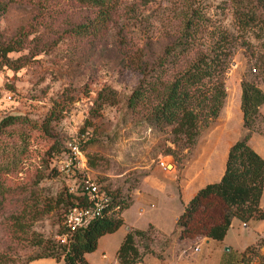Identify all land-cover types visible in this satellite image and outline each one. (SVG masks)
<instances>
[{
  "label": "rangeland",
  "instance_id": "obj_1",
  "mask_svg": "<svg viewBox=\"0 0 264 264\" xmlns=\"http://www.w3.org/2000/svg\"><path fill=\"white\" fill-rule=\"evenodd\" d=\"M1 2L5 8H0V44L18 36L19 30H31L20 49L7 53L11 58L22 57L25 63L15 71L0 68V118L18 116L0 128V162L5 165L3 178L8 186L0 209V258L6 264H24L38 253L37 237L63 241L59 229L71 199L67 184L74 179L59 169L67 140L74 138L79 144L82 171L122 197L150 165L159 159L165 165L169 158L184 154L185 147L171 140L168 126L149 124L142 110L132 111L125 102L140 79L156 70L167 78L192 53L179 49L164 53L160 47L179 30L187 8L199 9L205 16L206 34L199 38L203 45L218 28L236 38L223 69L224 99L241 78L253 80L264 90V60L260 62L264 3L254 7L257 24L251 31L238 27L231 0H117L103 38L83 45L79 37L64 34L63 28L84 12L85 4L76 0ZM140 45L148 64L154 66L146 74L122 55V49ZM102 84L116 91V101L104 103L91 114V95ZM258 123L264 135V120ZM45 202L52 207L43 209ZM21 210L22 228L10 231L8 218ZM162 243L159 239L158 247ZM259 247L246 250L247 264H264V246Z\"/></svg>",
  "mask_w": 264,
  "mask_h": 264
},
{
  "label": "trees",
  "instance_id": "obj_2",
  "mask_svg": "<svg viewBox=\"0 0 264 264\" xmlns=\"http://www.w3.org/2000/svg\"><path fill=\"white\" fill-rule=\"evenodd\" d=\"M76 1L85 4L86 8L77 19L69 23L68 27L63 28V33L79 37L83 45L102 39L116 10L117 0ZM231 2L238 27L255 31L253 27L257 24L255 21L257 15L254 7L256 4H263L264 0H231ZM0 8H5V3L1 0ZM204 20L205 16L199 9L187 8L180 18L179 30L169 34L167 40L161 42L160 47L164 53L176 49L192 51V53L169 77H162V71L156 70L152 76L140 79L127 95L125 102L126 108L132 111L142 110L143 118L149 124L168 126L171 140L182 147L192 145L201 127L206 126L218 114L226 95L223 87V69L236 40L234 36H228L225 30L218 28L212 31L211 40L203 45L199 38L206 34L207 24ZM30 32V29L24 28L18 31V36L0 44V68L4 65L15 71L25 63L22 57L11 58L7 53L20 49L24 38ZM143 47L144 45H140L131 50L122 49V55L130 59L128 63L139 73L146 74L154 66L148 64L142 51ZM263 60L264 58H261L260 62ZM240 89L243 134L230 144L221 176L215 181L200 186L187 200L176 219L178 235L190 242L201 236L221 239L232 216L242 221L264 218V209L259 204V197L264 188V158L247 142L250 131L263 130L258 128V122L264 120V115L258 107L264 101V90L253 80L245 78L240 80ZM94 91L91 95L94 106L89 108L91 114L97 113L104 103L112 104L116 101V91L109 85H99ZM17 118V115L1 117L0 128ZM46 124L47 122H44V125ZM4 168L5 165L0 162V209L8 193V186L3 178V173L6 172ZM72 180L71 183L75 182L74 179ZM104 190L110 199L99 216L92 218L83 226L66 228L62 224L59 233L65 232L63 241L35 238L41 250L29 259L52 256L62 258L64 264H87L83 253L95 248L99 235L114 230L122 223L119 212L129 203L128 194L125 197L115 196ZM67 195L71 199L63 214L70 205L86 202L84 193L78 187L68 190ZM51 207L50 203L45 202L43 209L48 210ZM33 213L35 212L30 211L28 214L33 215ZM23 215L22 210L19 214L10 215L8 218L10 231L22 228ZM158 237L152 234L150 226L128 228L115 250L118 264H133L143 253L154 252L153 245L159 243V239L163 241L162 244L167 240L165 236H160L159 239ZM260 245L264 246V234L242 250L240 257L244 261L243 264H247L244 257L246 250ZM0 264L6 263L0 258Z\"/></svg>",
  "mask_w": 264,
  "mask_h": 264
},
{
  "label": "crops",
  "instance_id": "obj_3",
  "mask_svg": "<svg viewBox=\"0 0 264 264\" xmlns=\"http://www.w3.org/2000/svg\"><path fill=\"white\" fill-rule=\"evenodd\" d=\"M240 91L239 81L232 85L218 114L200 129L196 141L183 149L180 158H169L170 168L159 159L141 175L136 186L128 192V205L119 212L122 223L99 235L95 248L83 253L87 264H118L115 250L126 230L148 226L156 237L165 236L167 240L160 247L154 244V252L143 253L133 264H243L241 252L264 234V218L242 221L232 216L221 239L201 236L194 242L180 237L176 224L178 215L195 191L221 176L230 144L243 133ZM258 108L264 115V101ZM247 142L264 158L262 132L250 131ZM259 204L264 209V188ZM259 248L262 250L263 246ZM24 264H64V261L39 256Z\"/></svg>",
  "mask_w": 264,
  "mask_h": 264
},
{
  "label": "built area",
  "instance_id": "obj_4",
  "mask_svg": "<svg viewBox=\"0 0 264 264\" xmlns=\"http://www.w3.org/2000/svg\"><path fill=\"white\" fill-rule=\"evenodd\" d=\"M254 67H252V70ZM67 153L59 162L62 163L59 169L72 175L75 182L68 185V190H74L77 187L84 193L85 203H74L70 205L63 214V225L66 228L83 226L94 217L101 214L103 208L107 205L110 197L106 191L88 174L84 173L80 166L81 151L77 140L69 139L66 142ZM160 164H163L160 162ZM65 238V232L61 234ZM194 250L197 246L192 247Z\"/></svg>",
  "mask_w": 264,
  "mask_h": 264
},
{
  "label": "bare ground",
  "instance_id": "obj_5",
  "mask_svg": "<svg viewBox=\"0 0 264 264\" xmlns=\"http://www.w3.org/2000/svg\"><path fill=\"white\" fill-rule=\"evenodd\" d=\"M171 167V164H167V168H170Z\"/></svg>",
  "mask_w": 264,
  "mask_h": 264
},
{
  "label": "water",
  "instance_id": "obj_6",
  "mask_svg": "<svg viewBox=\"0 0 264 264\" xmlns=\"http://www.w3.org/2000/svg\"><path fill=\"white\" fill-rule=\"evenodd\" d=\"M167 164H171L169 161H167L166 163H165V165H167Z\"/></svg>",
  "mask_w": 264,
  "mask_h": 264
}]
</instances>
